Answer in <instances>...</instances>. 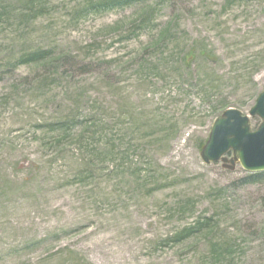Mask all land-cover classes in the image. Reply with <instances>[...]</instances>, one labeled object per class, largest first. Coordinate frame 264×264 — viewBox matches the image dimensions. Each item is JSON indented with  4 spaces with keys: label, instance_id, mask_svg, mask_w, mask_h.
<instances>
[{
    "label": "rangeland",
    "instance_id": "374dc122",
    "mask_svg": "<svg viewBox=\"0 0 264 264\" xmlns=\"http://www.w3.org/2000/svg\"><path fill=\"white\" fill-rule=\"evenodd\" d=\"M109 2L0 0V264H264V184L200 156L264 91V0Z\"/></svg>",
    "mask_w": 264,
    "mask_h": 264
},
{
    "label": "water",
    "instance_id": "95a60500",
    "mask_svg": "<svg viewBox=\"0 0 264 264\" xmlns=\"http://www.w3.org/2000/svg\"><path fill=\"white\" fill-rule=\"evenodd\" d=\"M256 118L261 123L254 128ZM200 156L204 164H222L231 172L240 166L248 174L264 173V91L249 115L231 108L215 119Z\"/></svg>",
    "mask_w": 264,
    "mask_h": 264
},
{
    "label": "trees",
    "instance_id": "16d2710c",
    "mask_svg": "<svg viewBox=\"0 0 264 264\" xmlns=\"http://www.w3.org/2000/svg\"><path fill=\"white\" fill-rule=\"evenodd\" d=\"M110 3V2H109ZM130 3V0H112V2L110 3L111 6L109 7H117V8H122L126 5H128ZM189 56H192L191 54ZM53 57V53L51 51H43V50H39L35 53H32L31 55H29L28 57H26L24 59V62L22 63H28V64H48V62H50L52 60ZM186 60V59H185ZM184 60V61H185ZM54 66V65H52ZM186 66L189 67L186 63ZM227 107L225 105H221L217 110L222 111V110H227ZM87 122V121H85ZM85 122L82 124V126H85ZM71 125H74V122H67V120L65 122H62L61 124H57L56 126H61L63 129L62 131L65 132V135L68 133L67 130L73 129L72 127H70ZM207 140V139H206ZM206 140L204 142H202L201 144V150L206 142ZM240 186H247V185H256V184H264V173H260V174H246V176L242 179H240L237 182ZM222 192V191H221ZM262 201L264 202V197L262 199ZM213 221V218H208L205 219V222H198L197 223V227H192V228H188L186 229L183 234H181L179 236V242H183L189 238L192 237L193 234H195L196 232H201L204 228H210L211 226V222ZM200 227H202L200 229ZM205 229V228H204Z\"/></svg>",
    "mask_w": 264,
    "mask_h": 264
}]
</instances>
